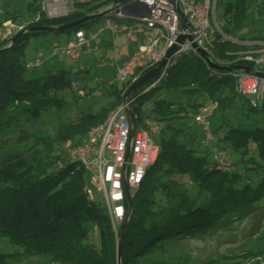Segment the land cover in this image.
<instances>
[{"label":"trees","instance_id":"1","mask_svg":"<svg viewBox=\"0 0 264 264\" xmlns=\"http://www.w3.org/2000/svg\"><path fill=\"white\" fill-rule=\"evenodd\" d=\"M112 3L80 0L66 16L42 14L30 25L59 28ZM29 8L38 10L34 4ZM225 12L230 20L224 31L236 39L248 18L264 21V0L229 2ZM106 14L54 32H87ZM42 32L25 33L14 45L0 41V264L33 259L61 264H184L173 256L178 243L229 232L249 219H258L249 237L264 240V105H252L255 98L239 94L233 74L212 70L197 53H188L169 66L159 82L150 80L129 95L137 128H147L144 122L149 121L159 130L152 136L160 151L142 185L132 192L130 211L126 204L129 220L118 263L122 225L116 233L107 209L87 196V169L63 158L127 101L130 84L112 85L114 100L104 110L71 116L74 108L59 96L70 91L76 98L80 83L69 71L26 76L34 69L23 58L26 42ZM253 48L217 39L212 56L222 65L253 67L240 59ZM172 88L184 93L187 101L155 100L162 89ZM214 102L220 120L211 131V148L191 120ZM252 115L262 118L251 119ZM64 116L69 122L60 124ZM257 254L260 260L252 264H264V249Z\"/></svg>","mask_w":264,"mask_h":264},{"label":"built area","instance_id":"2","mask_svg":"<svg viewBox=\"0 0 264 264\" xmlns=\"http://www.w3.org/2000/svg\"><path fill=\"white\" fill-rule=\"evenodd\" d=\"M116 1L113 0L106 14L108 20L106 28L113 35L124 34L131 39L136 27H142L148 32L146 43L139 46L137 53H132L125 62H116L114 68L117 82L132 85L165 60L167 53L175 45L178 49L172 58L167 60L156 79L162 78L167 68L172 67L181 55L196 54L197 51L203 50L212 56L217 39L240 43L224 31L227 21L218 19L219 0H124L121 3ZM62 2L63 0H48L42 5V11L48 12L51 16L56 13L54 11L52 14L51 8L61 5ZM180 13L186 20V30L182 29ZM112 17H116L115 25L111 24ZM25 28L24 25L8 22L1 28L0 38L11 43ZM103 31V29L91 33L84 30L76 31L73 40L67 46L54 44L52 56L77 59L82 51L90 50L93 42H98ZM182 36H185V40L179 43L178 40ZM119 54L120 52L116 51V58ZM240 59L251 64L252 68L264 71V54L245 52L241 53ZM39 66L40 61L27 64L28 68ZM233 75L236 77V91L239 94L252 98L264 94L263 78L245 73ZM252 105L256 106V101L253 100ZM129 107L130 102L124 100L102 124L89 131L81 145L70 151L71 160L87 169L91 183L103 194L104 207L116 233L126 218V188L132 194L142 185L149 169L157 162L160 151L152 136V133L158 134L159 130L156 127L152 129L153 125L149 121L144 122L147 128H137L134 137L131 138L132 124L127 113ZM217 109L218 103H211L202 107L194 117L195 122L203 130L207 143L212 139L208 118ZM219 162L225 164L227 161L221 159ZM86 193L95 201L94 191L89 185L86 187Z\"/></svg>","mask_w":264,"mask_h":264},{"label":"rangeland","instance_id":"3","mask_svg":"<svg viewBox=\"0 0 264 264\" xmlns=\"http://www.w3.org/2000/svg\"><path fill=\"white\" fill-rule=\"evenodd\" d=\"M1 1L4 2V0ZM78 1L80 0H63L61 5L53 6L55 10L51 8L52 14L54 11L56 12L51 16L48 12L42 11L43 7L41 0H7L6 8L10 10V7H13V11L18 15L17 19L20 22H26L33 19L35 16L42 14L52 18L66 16L73 12L75 9L74 4ZM235 1L236 0H219L217 7L219 20H230V15L226 14L225 8L227 3H234ZM31 4L37 5L38 10L30 9L29 5ZM39 4H41V6ZM109 6L110 4L102 6L100 9L102 11L101 14L107 12ZM59 7H61L62 11L57 10ZM107 25V19L104 17L98 18L91 24L92 32L99 29H105ZM143 35V32L136 29L133 40H128L125 36L118 37L116 39V44H114L111 33L108 30H105L98 40L99 42H93L94 44H92L90 52L84 50L81 52L79 58L72 59V57L67 58L63 56L53 57L52 51L55 43H58L60 46H67L69 44L67 42L68 39L75 36V32L57 33V31H48L45 33H39L36 36L30 37L26 42L27 44L23 51V58L25 59L26 65L40 61L41 66L34 69H28L26 76L27 78H37L43 77L49 72L61 69L67 70L70 72L71 79L77 80V82L80 83L78 88H75L74 90L76 98L72 96L70 91L59 94L61 98H64L67 101L69 106L74 108L71 116L74 114V117L76 118L80 113L100 112L108 107L114 100V96L111 94V90L113 89L112 85H115L118 88H121L122 86L120 82H117L115 69L111 67L116 63L115 46L122 49L126 44H129V51L137 53L139 51L140 43L142 44L145 42L141 39ZM263 35L264 21L259 20L258 18L253 21V17H250L246 20L242 29L239 31L236 40L242 39L239 41L241 44L254 46L253 50L248 52H252L255 55L264 54V40H261ZM127 52L126 50L123 51L124 54H127ZM119 59H121V57H119ZM76 68L80 69L74 72V69ZM82 82H85V84L83 85ZM160 99H167L172 102H186L187 96L175 88L169 90L162 89L160 93L155 96V100ZM262 100L264 101V94ZM254 117L259 119L262 118V116L259 115H252L251 119H254ZM208 120L210 122L211 131H213L220 120V116L214 113L208 118ZM68 122V117L64 116L60 121V124ZM191 125L195 129H201V127L195 122V118L191 120ZM152 129H155V127L152 126ZM202 140L206 143L205 135H203ZM209 146L214 148L213 138L209 140ZM63 160H70L68 153L64 155ZM87 180L88 185L94 191L96 203L100 207H104L103 194L94 187L89 176L87 177ZM257 221L258 219H249L229 232H221L205 238L185 239L176 245L173 251V256L177 262H185L184 264H252L257 262L260 260L257 251L260 252L264 249V240L261 241L256 237H249L252 234V231L258 226ZM93 233L94 232H92L90 237L94 239L96 243L97 235ZM251 249L255 252L252 255H249L247 251ZM23 264L61 263L33 259Z\"/></svg>","mask_w":264,"mask_h":264},{"label":"water","instance_id":"4","mask_svg":"<svg viewBox=\"0 0 264 264\" xmlns=\"http://www.w3.org/2000/svg\"><path fill=\"white\" fill-rule=\"evenodd\" d=\"M124 0H117V3H121ZM181 15V20H182V29L186 30L187 29V24L185 18L183 17L182 13H180ZM99 15H91V16H87L84 17L78 21H74L72 23L63 25L59 28H47V27H36V26H27L22 32H20L17 36H15L11 42L12 45H14L21 36H23L25 33H29V32H44V31H54V30H65L71 27H75L78 26L80 24H83L87 21H89L90 19L97 17ZM185 40V36H182L179 38L178 42L182 43ZM178 49L177 45L173 46L169 52L167 53L166 59L163 60L157 67H155V69L149 71L148 73H146L145 75L142 76V78L138 79L135 83H133L132 85H130V88L128 89V91L126 92V96L125 99H129V95L132 91H135L138 87L146 84L148 81L152 80V79H156V77L159 75L161 69L165 66L166 62L168 59H171L172 56L174 55V53L176 52V50ZM198 55L204 60V62L206 64H208L207 66L212 69V70H216V71H221V72H228L231 74H236V73H245V74H250V75H254L256 77H260L264 79V71L260 70V69H255L252 67H248V66H228V65H222L219 64L214 58L213 56H211V54L206 53L203 50H199L197 51ZM128 115H129V120L132 124V131H131V138L134 137L136 129H137V118L134 115L133 110L131 109V107H129V110L127 111ZM126 200H127V204H128V209L130 211L131 209V194L129 192V190L126 188ZM128 220H129V215H127V218L124 220L123 224H122V228H121V234H120V241L118 243V250H117V258H118V263L120 262L121 259V245H122V239L124 237V233L128 224Z\"/></svg>","mask_w":264,"mask_h":264},{"label":"crops","instance_id":"5","mask_svg":"<svg viewBox=\"0 0 264 264\" xmlns=\"http://www.w3.org/2000/svg\"><path fill=\"white\" fill-rule=\"evenodd\" d=\"M48 0H41V4L43 5V4H45V2H47ZM41 4H39L40 6H41ZM6 6H7V0H4V2H2L1 0H0V31H1V28L3 27V26H5L8 22H13V23H16V24H18V25H24L25 27H27V26H31L30 24L31 23H33V21H35V20H37L38 19V17H39V15H37V16H35L33 19H31V20H29V21H26V22H20L18 19H17V17H18V15L16 14V12L15 11H13V7L11 8L10 7V10H8L7 8H6ZM101 9V8H100ZM99 9V14L97 13L96 15H100L101 14V10ZM106 9V8H105ZM57 10H59V11H62V9H61V7H59V8H57ZM98 17V16H97ZM105 19H107V17L106 16H103ZM110 21H111V24H113V25H115L116 23H117V20H116V17H112L111 19H110ZM139 30L140 32H143L144 33V35H143V37L141 38L142 40H144L145 42L144 43H140V45H143V44H145L146 43V37H147V35H148V32L144 29V28H142V27H136L135 29H134V31H133V36H132V38L131 39H128V40H133V38H134V36H135V30ZM104 31H103V33L105 32V30H108L110 33H111V36L113 37V40H114V44H116V39L118 38V37H124L125 35L124 34H119V35H117V36H115V35H113V33L109 30V29H107V28H105V29H103ZM90 32H92V27H90V29H89V31H87V33H90ZM126 37V36H125ZM73 38H74V36L71 38V39H68V43H70L72 40H73ZM0 41H3V40H1V38H0ZM99 42V41H98ZM97 42V43H98ZM92 44H94V43H92ZM92 47V46H91ZM90 47V48H91ZM115 50L119 53L120 52V54L118 55V58H116V62L118 61V62H120V63H122V62H125V61H127L128 59H129V57H130V55L132 54V52H130L129 50H130V47H129V44H126L124 47H122V49H119L117 46H115ZM126 50V52L127 51H129V52H127V54H124L123 53V51H125ZM91 50H89L88 52H90ZM119 57H121V59H119ZM116 65V63L113 65V66H111V67H113L114 68V66ZM115 69V68H114ZM262 98H263V95H261L260 97H258V98H255V100H256V102L259 104V105H261V104H263L264 105V101L262 100ZM261 103V104H260Z\"/></svg>","mask_w":264,"mask_h":264}]
</instances>
